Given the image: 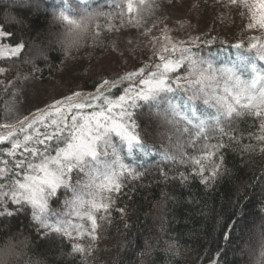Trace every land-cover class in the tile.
I'll use <instances>...</instances> for the list:
<instances>
[{
	"label": "snow or ice",
	"instance_id": "6c2138e0",
	"mask_svg": "<svg viewBox=\"0 0 264 264\" xmlns=\"http://www.w3.org/2000/svg\"><path fill=\"white\" fill-rule=\"evenodd\" d=\"M218 2L239 11L248 21L242 38L228 45L235 49L234 58L220 66L197 51L199 41L212 45L216 37L206 33L176 39L167 26L160 36L153 35L155 25L148 27L145 15H155V0H113L107 12L91 11L86 0L76 4L63 0L55 19L67 28L65 40L60 42L66 56L85 33L99 38L104 31L133 28L153 49L150 63L102 79L95 94L73 92L35 113L19 115L14 101L0 109V218L30 209L32 226L39 235L67 241L70 251L66 254L78 255L87 264L93 242L105 224L113 223V214L120 213L121 219L129 216L127 207L118 205L129 198L128 190H138L141 185L137 182L150 174L136 163L141 158L160 157L159 178L165 183L187 187L198 180L209 189L232 176L226 151L243 158L259 144L264 152V63L257 65V61L264 62V0ZM9 20L8 27L0 26V60L15 63L11 58L19 57L31 73H41L42 79L37 61L46 62V52L29 43L23 18ZM101 20L105 23L98 22ZM10 74V68L0 67V77L5 78L0 79V86L15 97L19 85L32 77L17 71L9 80ZM125 81L128 86L123 94L110 98L112 90ZM93 101L102 102L99 110L85 112L94 107ZM145 107L148 118L171 133L167 144L147 142L140 122ZM245 118L252 120L251 126L237 127ZM246 139L249 143H244ZM213 140L216 142L211 143ZM188 147L202 154L193 156ZM181 167L185 170L180 171ZM60 189L71 195L56 210L51 204L57 202ZM162 195L165 202L175 199L168 193ZM221 227L227 241L236 224ZM85 239L87 244L82 243ZM175 249V241H169L165 251L176 255ZM220 255L215 253L208 264H219ZM0 264L6 262L0 258ZM256 264H264V248Z\"/></svg>",
	"mask_w": 264,
	"mask_h": 264
},
{
	"label": "trees",
	"instance_id": "16d2710c",
	"mask_svg": "<svg viewBox=\"0 0 264 264\" xmlns=\"http://www.w3.org/2000/svg\"><path fill=\"white\" fill-rule=\"evenodd\" d=\"M171 1L188 12L189 21L184 25L191 28L193 37L207 33L217 38L212 45L203 39L199 41L201 48L197 51L202 56L211 61L218 58L224 63L234 58L235 49L228 45L242 38L241 31L247 24L239 11L223 7L218 0ZM71 2L76 4L80 0ZM86 2L92 6L91 11L103 9L107 12L108 6L113 4V0ZM62 4L63 0H0V26L8 27L10 17L23 18L29 43L43 48L48 57L46 62L37 61L43 70L42 79L41 73H31L30 66L23 65L19 57L11 58L15 63L10 60L5 64L0 60V67L11 69L7 79L10 80L17 71H23L37 76L44 83L59 81L70 95L81 92L87 96L96 93L102 79L124 75L134 68L131 61L128 65L129 58L124 60V55L113 46L116 31H104L99 38H94L91 32L85 33L79 38L78 46L66 56L60 42L65 40L67 28L55 19ZM65 13L79 19L66 9ZM98 22L105 23L103 20ZM135 30L123 28L119 31L133 33ZM262 63L257 61L258 66ZM127 86L125 81L113 89L110 98L123 94ZM101 104L93 101L94 107L84 111H97ZM148 111L145 107V115L140 120L147 142L167 144L171 133L157 121L150 120ZM251 124L252 120L245 118L237 122V127L248 128ZM244 143L249 141L246 139ZM186 150L193 156L202 154L190 147ZM224 154L232 176L209 189L198 180L191 181L187 187H181L177 182H163L158 171L163 164L158 155L151 160L141 158L137 161L150 174L147 179L137 182L141 185L138 190H128L129 198L122 200L118 207L126 206L129 216L121 219L120 213L113 214V223L105 224L93 242L87 264H208L218 251L222 253L217 257L219 264H256L264 248V152L257 144L256 150L243 158L231 150ZM125 161L129 162L127 157ZM184 170V167L180 168V171ZM59 193L57 202L51 204L56 210H60L57 208L62 197L70 194L64 189ZM162 193L175 199L165 202ZM234 212L239 215L234 216ZM223 223L236 224L227 241L223 239ZM169 241H175L176 255L165 251ZM82 243L87 244V240ZM68 251L70 245L67 241L61 243L59 237L45 239L38 234L32 226L30 209L0 218V253L4 254L0 258L6 264H82L80 256H68ZM205 256L208 259H204Z\"/></svg>",
	"mask_w": 264,
	"mask_h": 264
},
{
	"label": "rangeland",
	"instance_id": "374dc122",
	"mask_svg": "<svg viewBox=\"0 0 264 264\" xmlns=\"http://www.w3.org/2000/svg\"><path fill=\"white\" fill-rule=\"evenodd\" d=\"M155 3L158 5V7L153 9L155 15H145L148 27L151 28L155 25L153 28L154 36H160L161 30L167 26L173 30L172 34L176 36V39L193 37L191 28L184 25L186 21H189L188 12L184 11L185 9L181 5L171 0H155ZM245 22L248 23L246 18ZM140 31H143V29ZM130 40L132 41L131 44H129ZM112 43L121 52L122 56L124 55V60L129 58L127 60L128 65H130V61L133 63L134 68L131 71L150 63L149 57L152 56L153 49L147 44V41H143V37L140 36L137 30L133 33L116 31L113 35ZM133 49L135 50L133 51ZM213 62L216 66L224 64L218 58L213 60ZM24 74L30 75L32 78L19 85V94L17 96L13 97L10 94L4 93L2 86H0V109H3L9 101H14L19 110V115L23 116L29 113H35L38 108H45L48 104L53 103V101L70 95L67 88L59 81L44 83L33 74ZM70 195L68 194L62 197L63 199H61V203L57 209H61L63 201L69 198ZM73 219L75 218L73 217Z\"/></svg>",
	"mask_w": 264,
	"mask_h": 264
}]
</instances>
